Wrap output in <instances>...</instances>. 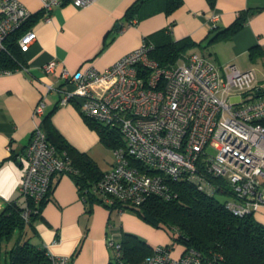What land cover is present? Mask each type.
<instances>
[{"label":"built area","instance_id":"1","mask_svg":"<svg viewBox=\"0 0 264 264\" xmlns=\"http://www.w3.org/2000/svg\"><path fill=\"white\" fill-rule=\"evenodd\" d=\"M67 1L85 7L96 0H42L45 18L50 20L51 11ZM32 15L21 0H0V53L8 36ZM217 19L214 14L211 26ZM36 38L34 31H26L20 49L26 52ZM152 48L144 38L104 70L87 64L75 73L61 71L65 82L56 88L61 93L59 103H77L83 114L120 131L124 138V145L113 148L114 164L95 190L107 204L140 205L153 194L171 198L169 182L181 179L214 194L216 188L208 179L213 174L231 190L225 202L234 215L264 209V77L258 81L256 69L243 70L233 63L221 66V73L219 66L196 52L161 66L150 56ZM56 67L55 60L43 66L47 73ZM13 71L0 64V75ZM99 84H105L101 94L93 90ZM53 89L48 85V90ZM45 105L43 96L35 115H42ZM208 147L217 154L211 155ZM26 157L20 192L26 199L21 217L28 223L38 213L37 205L48 194L54 174L72 168L69 159L48 142L41 125L34 129ZM106 241L118 264H127L121 259V243L112 236ZM48 256L49 264H70V257L49 251ZM138 264L215 263L205 262L194 248L175 254L174 246L158 244Z\"/></svg>","mask_w":264,"mask_h":264},{"label":"crops","instance_id":"2","mask_svg":"<svg viewBox=\"0 0 264 264\" xmlns=\"http://www.w3.org/2000/svg\"><path fill=\"white\" fill-rule=\"evenodd\" d=\"M182 1L170 14L165 10L166 0H96L85 7H76L67 1L55 7L47 20L42 0H21L33 12L24 33L32 30L37 38L23 53L25 68L0 75V213L11 203L26 204L20 192L28 164L26 149L36 125H42L43 118L52 111L51 122L71 145L88 153L103 172L114 164L113 159L109 169L102 168L98 149L108 147L87 122L78 104L59 103L61 93L56 88L65 82L60 78L62 69L75 73L93 64L104 70L141 45L145 37L154 44L190 38L201 45L190 48L187 55L199 53L219 67L233 63L243 70L254 68L261 81L264 77V0H216L214 5L208 0ZM132 5H136V11L130 13ZM248 9L257 12L238 32L205 46L214 14L218 15L215 25L222 29L233 23L239 12ZM130 20L135 24L129 25ZM169 26L168 34L165 30ZM252 50L256 55L253 60ZM259 57L262 70H258ZM52 60L57 62L56 70L47 73L43 66ZM48 85L55 89L48 90ZM103 89L97 85L93 90L102 92ZM43 96L44 113L37 116L34 110ZM51 185L39 215L26 224L22 235L15 230L7 242L17 234L12 243L15 245L23 236L22 240L30 239L34 245L46 247L55 255L70 257V264H109L114 251L107 245V236L121 242L125 233H131L153 247L171 243L165 229L152 226L134 212L125 209L120 213L119 209L111 210L103 203L84 200L68 173L54 174ZM180 251L181 248L175 247V254Z\"/></svg>","mask_w":264,"mask_h":264},{"label":"trees","instance_id":"3","mask_svg":"<svg viewBox=\"0 0 264 264\" xmlns=\"http://www.w3.org/2000/svg\"><path fill=\"white\" fill-rule=\"evenodd\" d=\"M208 1L214 5L216 0ZM182 2V0H166V12L172 13ZM135 11L136 5H132L128 12ZM256 12L257 10L253 9L241 11L233 23L222 29L211 26L204 40L207 43L205 46L220 39L230 38ZM132 21L130 20V23ZM26 23L6 39V49L0 53V64L3 67L18 70L24 66L22 58L24 52L20 49L19 38L25 31ZM165 32L169 34L168 29ZM145 38L153 44L150 56L161 66L175 64L181 57L187 55L190 48L197 44L201 45L190 38L168 40L161 44H154L149 37ZM254 53L253 50L250 53L252 60L256 57ZM52 113L53 111L43 118L41 128L48 142L56 148L57 154L69 159L72 170L67 173L75 180L84 200L103 203L111 210L124 211L128 208L134 210L145 222L156 228L165 229L172 240L169 245L181 248L180 253L188 248H194L202 254L205 262L264 264V223L256 220L254 214L237 216L226 208V197L232 195V192L221 177L209 174L208 179L216 188L214 194H207L199 190L192 181L181 179L169 182L174 192L169 199L153 194L140 205L123 204L119 201H114L111 205L107 204L103 196L95 190V185L105 172L88 153L79 151L63 137L50 120ZM83 115L90 126L97 130L100 140L107 147L116 148L124 145L120 131L110 129L109 126ZM200 165L203 168V164ZM51 186L46 197L40 205H37L38 213L33 214L28 223L39 215L41 205L52 190ZM217 193H221L224 198H218ZM22 209L23 206L11 203L0 213V244L9 240L15 230L21 235L24 233L28 223L21 217ZM22 238L23 236L8 250L6 264H49L46 247H38L31 243L30 239L22 240ZM120 243L121 259L127 264H138L153 251V246L131 233H125ZM109 264H118L115 256Z\"/></svg>","mask_w":264,"mask_h":264},{"label":"rangeland","instance_id":"4","mask_svg":"<svg viewBox=\"0 0 264 264\" xmlns=\"http://www.w3.org/2000/svg\"><path fill=\"white\" fill-rule=\"evenodd\" d=\"M247 60H250L249 59H246V62ZM258 62H259V68L258 70H262V67H263V63L261 62V58L259 57L258 58ZM220 70H221V73H223V70L222 68L220 67ZM98 86H100L102 89L105 87V84H99ZM99 94H101V90L99 91ZM108 149V150H107ZM103 148V146H101V148L98 149V152H99V155H101V166L104 170H107L109 169L110 167V162L114 159V152H113V148ZM208 152L211 154V155H216L217 154V151L212 148V147H208ZM218 198L222 199L224 198L221 193H217L216 195ZM129 210L130 212H134V210L132 209H127ZM254 218L262 223H264V209L256 212L254 214ZM17 238V234L14 235V238L12 241L10 242H7V241H4L2 244H0V262L1 264H6L7 260H8V250L10 249L11 247V244L15 241V239ZM170 241H172L170 239ZM13 245V244H12ZM10 246V247H9Z\"/></svg>","mask_w":264,"mask_h":264}]
</instances>
